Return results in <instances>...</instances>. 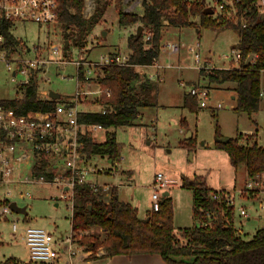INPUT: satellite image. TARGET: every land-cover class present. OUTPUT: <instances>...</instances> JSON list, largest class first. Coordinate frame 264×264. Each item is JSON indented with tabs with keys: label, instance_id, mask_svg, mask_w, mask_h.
<instances>
[{
	"label": "trees",
	"instance_id": "trees-1",
	"mask_svg": "<svg viewBox=\"0 0 264 264\" xmlns=\"http://www.w3.org/2000/svg\"><path fill=\"white\" fill-rule=\"evenodd\" d=\"M95 1V11L86 19L82 12L84 0H57V22L63 28L65 40L72 38L78 48L98 23L104 8L111 4L106 0ZM112 1L119 25L136 24V28L141 25L143 30L136 37L134 28V33L127 38L129 65L102 67L99 83L104 94L96 102L99 109L79 115V121L99 124L106 130L105 140L101 143L94 142L93 134L88 131L79 136L81 152L87 157L108 156L112 161L118 158L120 145L116 142L114 129L134 126L142 108L156 105V84L141 76L136 66L150 65L158 58L161 32L166 25L236 30L239 35L237 50L241 53L239 68L202 70L201 75L207 76L209 81L234 84L230 90L235 96L236 110L249 115L259 110L264 72V18L256 5L257 0H232V4L225 5L222 11L203 0H126L140 3L142 12L139 14L124 11L122 3L125 0ZM217 1L222 3V0ZM210 10L214 13L211 14ZM196 18L199 21L195 22ZM12 26V22L0 17V52L6 55L18 48L19 41L11 33ZM147 30L151 37L145 41ZM63 45L64 50H68L65 43ZM40 71L31 69L28 83L17 84L21 96L0 100V105L17 113H26L54 109L59 101H67L43 99L38 95ZM107 90L109 96L105 95ZM185 104L191 111L200 109L196 98L190 94L185 95ZM217 136L223 137L219 127ZM242 139L244 135L239 134L229 138L227 143L216 141L215 145L227 151L233 166H245L248 179H256L264 174V147L256 139L250 143L248 138L246 144L241 142ZM192 144L189 142V147ZM182 187L193 192V212L199 225L176 229L171 195L162 196L159 209L150 211L141 219L134 206L118 199L116 189H111L110 197L105 199L100 189L76 186L71 230L84 250L93 252L91 258L102 249L103 258L158 254L166 264H264V224L250 240H246L234 225L235 206L226 201L225 190L219 191L222 199H215L218 191L210 188L199 176H184ZM92 228L97 232H91ZM15 261L8 258L2 264Z\"/></svg>",
	"mask_w": 264,
	"mask_h": 264
},
{
	"label": "rangeland",
	"instance_id": "rangeland-1",
	"mask_svg": "<svg viewBox=\"0 0 264 264\" xmlns=\"http://www.w3.org/2000/svg\"><path fill=\"white\" fill-rule=\"evenodd\" d=\"M106 1H110L111 4L104 8L98 23L92 28L90 34L85 36L80 48L75 46L72 38L65 40L63 28L57 20L49 25H40L29 18L12 22L11 33L19 43L18 48L10 54L11 60L21 58L33 60L38 57L53 61L46 65L44 73H38L37 92L41 97H46L50 91H53L58 93L61 99L67 100L75 93L74 66L71 63L60 64L59 61H95L100 55L111 52H128L127 38L131 33H134L136 24L126 27L119 25L113 1ZM206 1L219 11L217 0ZM231 1L225 0L226 5H231ZM95 8V0H84L82 10L84 18H89ZM122 8L126 12L138 14L142 12L138 1H124ZM232 19L236 18L232 17ZM166 31L161 32L160 42L172 39L185 47L181 49L179 55L172 57L161 54L159 49L158 57L161 55V61L166 64L169 61L173 64L181 63L184 68L162 71L163 80L159 84L156 83L160 87L156 105L143 109L142 125L137 129L134 126L114 129L116 142L120 145L118 157L122 159L117 166H114V163H107L105 156L97 158L98 166H104L112 173L109 175L102 173L98 174L99 177L96 175L92 178L99 182L119 184L127 181L126 169H130L133 181H130V187H124L123 183L121 184L119 197L127 198L129 202L138 204L137 207L142 212L140 216H143L145 210L150 208L151 191L147 186L150 180L152 182L154 174L162 173L177 180V185L170 192L174 208V225L179 230L199 225V220L194 217L193 212V192L182 187V178L184 176L203 177L210 188L230 192L235 206L234 225L238 231H241L244 239L250 240L258 228L264 224V209L259 208L260 200L256 201L252 196V194L260 196L259 189L257 188L246 195L241 194L240 191L245 189L246 183L249 181L245 173V166H233L227 151L217 148L215 143L219 127L222 136L232 138L240 133L244 135L242 143L246 144L248 138L250 143L256 139L258 144L264 147V95L261 98L259 110L249 115L236 110L235 100L226 90L218 89L217 81H209L206 86L210 91L208 107L191 111L185 104V95L189 87L193 85H189V83L197 80L201 72L195 68L194 56L189 52V49L191 47L199 48L201 57L210 56L214 60L213 65L220 69L228 66L232 68L235 67L234 64H231L234 61L223 60L221 57L237 50L239 35L236 30L232 29L203 28L200 37L195 28ZM103 32L105 35H102ZM66 41L68 50H64L63 44ZM53 47H57L58 55L51 53ZM11 67L12 70L15 69V64L12 63ZM12 70L8 71L5 64L0 62V100H11L22 94L17 89V84L26 77L18 74L16 81H12ZM145 71L148 72L149 69L145 68ZM179 82H188V86L183 87ZM262 91L264 92V72H262ZM218 104H221L222 108L218 109ZM79 109L86 111L92 110V107L82 104L79 105ZM183 120L188 121L187 126L183 125ZM189 129L193 132L191 138H188L190 136ZM102 138L103 134L100 133L97 140H102ZM189 142L193 143L192 147H189ZM33 190L34 198L32 200H21L18 197L10 199V201H16L19 207L27 206V216L13 215L19 219L18 233L15 236L11 230L10 218H8L9 221L0 220V260L2 262L10 256H15L21 260V264H33L29 262L27 250L19 238L24 224L42 227L54 239L64 237L71 229L72 212L66 201L54 199L61 192L53 186H44ZM131 190L135 193L134 199H131ZM256 190L258 191L256 192ZM242 208L246 209L250 219L241 215ZM90 231L97 232L95 228ZM79 246L81 250L85 249L84 246L80 244ZM100 250L102 249L98 251ZM92 253L91 251L90 254Z\"/></svg>",
	"mask_w": 264,
	"mask_h": 264
},
{
	"label": "built area",
	"instance_id": "built-area-1",
	"mask_svg": "<svg viewBox=\"0 0 264 264\" xmlns=\"http://www.w3.org/2000/svg\"><path fill=\"white\" fill-rule=\"evenodd\" d=\"M226 4L225 0H222V3L218 5L219 10L222 11ZM256 5L264 13V0H257ZM0 17L10 22L29 18L40 25H49L57 20V0H0ZM150 37L151 32L147 30L144 36L145 41H148ZM183 47L185 45L172 39L160 42V51L166 52L168 57L179 55ZM189 51L194 56L195 68L200 72L220 69L213 64H205L199 48L191 47ZM51 53L58 55L57 47H53ZM10 54L6 55L1 51L0 62L5 64L8 71L12 70L11 64H15V69L12 70V81H16L18 74L26 77L18 84L28 83L31 69H40V72L44 73L46 65L53 62L38 57L33 60L24 58L11 60ZM221 58L233 60L231 64L237 68L240 66L241 53L238 50L224 54ZM128 60V53L112 52L100 55L95 61H59L60 64L71 63L75 69L76 91L71 99L59 101L54 109L31 110L26 113H17L0 105V220L10 218L13 231L17 230L19 219L13 216L17 213L11 209L10 204L15 203L17 207L19 206L16 201H10V199L18 197L21 200H32L34 188L56 187L61 193L54 198L66 201L72 212V218L76 186H87L92 190L100 189L102 192L121 187V184L111 185L92 179V176L107 173L109 170L104 166H98L97 156L87 157L81 152L82 142L79 136L87 131L92 133L102 127L99 124H86L79 121V115L86 113L79 109V105L87 99L99 100L104 94L99 83L102 67L129 65ZM229 67L231 66L225 69H231ZM136 68L141 69L138 71L141 76L153 83H158L162 80L163 70L176 68V66L171 63L162 65L155 59L150 65H138ZM145 68L149 71L144 72ZM80 74L83 77H80ZM181 85L188 86L186 82H181ZM188 91L196 98L200 108L208 107L210 91L206 86L193 84ZM105 95L109 96L110 91H105ZM260 95L261 97L264 95L262 90ZM217 108H222L221 104H218ZM121 159L120 157L116 160V166ZM263 176L261 174L256 179H249L245 186L246 190L240 191L241 194H248L250 190L258 188L264 197ZM176 185L177 180L165 174L156 173L150 185V210L157 211L162 193L170 192ZM225 194L226 201L233 204L234 200L230 192L226 191ZM214 198L222 199V194L218 191ZM23 207L26 209L27 206ZM260 207L264 208V200L260 202ZM241 215L249 216L245 208L241 209ZM22 239L27 247L29 260L34 263L59 264L65 261L63 263L72 264L77 257L89 252L79 248L77 238L71 229L64 237L54 239L44 228L27 225L23 228Z\"/></svg>",
	"mask_w": 264,
	"mask_h": 264
},
{
	"label": "crops",
	"instance_id": "crops-1",
	"mask_svg": "<svg viewBox=\"0 0 264 264\" xmlns=\"http://www.w3.org/2000/svg\"><path fill=\"white\" fill-rule=\"evenodd\" d=\"M126 1V0H125ZM203 1H205L206 3H207V1L206 0H203ZM207 4H209V5H211L212 7H215L214 5H212V4H210V3H207ZM197 20H198V18H196L194 21L195 22H197ZM169 25H166V28H165V31L166 30H168V31H170V29L171 30H176V29H178V30H182V29H187V28H190V29H193V28H195L196 29V32H197V34L199 35V37L201 36V32H202V29L203 28H197V27H181V28H178V27H172V26H170V27H168ZM168 31H166V32H168ZM165 32V33H166ZM190 52V51H189ZM112 53V52H111ZM161 54H165V55H167V53L165 52V53H161ZM168 56V55H167ZM161 55L157 58V61H158V63H165V62H162L161 61ZM203 59V62L205 63V64H214V60H212L211 59V57L210 56H208V55H204V58H202ZM167 63H170V61L169 62H167ZM171 64H173L172 62H171ZM162 65H166V63L165 64H162ZM173 65H175L176 66V68H174V69H178V70H182L183 68H184V65H181V63H175V64H173ZM218 68H220V67H218ZM171 69H173V68H171ZM221 69H225V68H221ZM137 70L138 71H140L141 69H139V68H137ZM148 70V69H147ZM101 75V74H100ZM163 80V79H162ZM161 80V81H162ZM160 81V82H161ZM180 81V80H179ZM203 81H205L204 83H203ZM160 82H158V84L160 83ZM179 83H181V82H179ZM186 83H188V82H186ZM195 83H198V84H202V85H205V86H207V83H209V80L207 79V78H205L204 76H202L200 73H199V77L197 78V80H195V81H193V82H190L189 83V85L190 84H195ZM210 83H213V82H210ZM156 84V83H155ZM213 84H215V83H213ZM156 86H157V93H156V97H157V95H158V93H159V91H160V87L156 84ZM216 86V85H215ZM234 86V84H232V83H229V82H226V83H221V82H218V89H223V90H226L227 92H229L230 94H231V96H232V99L234 100L235 99V96L233 95V93H232V91L230 90L232 87ZM186 94H189V91L186 93ZM39 95V94H38ZM40 96V95H39ZM41 97V96H40ZM73 97V96H72ZM71 97V98H72ZM41 98H49V94H48V96H46V97H41ZM70 98V99H71ZM61 99V97H60V95H59V99H57V100H60ZM69 100V99H68ZM98 100L97 99H87V100H85V101H83V105H88V106H90V107H92V110H90V109H88V110H86L85 112H92V111H95V110H98L99 109V107H100V105H98V104H96V102H97ZM81 104V105H82ZM143 109L144 108H142L141 110H140V116H139V118H138V120L136 121V124L134 125V127L137 129V127L138 126H140V125H142V118H143ZM84 112V111H83ZM183 125H188V121H186V120H183ZM190 130V129H189ZM100 133H102L103 134V138H102V140H97L98 138H99V135H100ZM105 133H106V130L105 129H98V130H95V131H93L92 132V134H93V138H94V142H96V143H101V142H103L104 140H105ZM190 136L188 137V138H191L192 136H193V132L190 130ZM241 133H243V132H241ZM240 133H237V135H239ZM248 134V133H247ZM249 135V134H248ZM256 135H257V133H256ZM224 136V135H223ZM225 137V136H224ZM236 137V136H235ZM257 138H258V135L256 136ZM230 138V137H229ZM216 139H218V137L216 138ZM257 141V140H256ZM257 143H258V141H257ZM102 158V157H104V156H97L96 157V159L97 158ZM105 157H107V163L109 164H113L114 163V166H116V160H119V158L120 157H118V158H116L115 160H110V159H108V156H105ZM127 171H126V174H127V181L126 182H122V183H119V184H122V186H127V187H130V185H131V182L130 181H133L132 180V176L133 175H131L132 174V171L130 170V169H126ZM246 170V169H245ZM108 174L107 175H109L110 173H112L110 170L107 172ZM245 173H246V171H245ZM264 175V174H263ZM98 177H99V175H97ZM154 176H155V174H154ZM154 176H153V178H152V181H153V179H154ZM264 177V176H263ZM93 179V178H92ZM96 181L97 182H99L97 179H96ZM151 181V180H150ZM149 181V185L147 186V188L148 189H150V185H151V183L152 182H150ZM100 183H106V182H100ZM107 184H110V183H107ZM111 185H113V184H111ZM40 188V187H39ZM264 188V187H263ZM117 190V193H118V199L119 200H121V201H124V202H128V203H130L132 206H134L136 209H137V214H138V217L139 218H145V217H147V215H148V213H149V211H150V208H148V209H146L145 210V212H144V215L143 216H140V214L142 213L141 211H140V208H138L137 207V205L136 204H134V203H131V202H129L128 200H127V198H120L119 197V189H116ZM134 190V189H133ZM150 191H151V189H150ZM220 191V190H219ZM259 191H260V189H259ZM169 195H171L172 196V194H171V192H170V194ZM103 196H104V198L105 199H108L109 197H110V191H108V192H103ZM130 196H131V199H134L135 198V193H133L132 192V190L130 191ZM261 196V197H260ZM260 196H258V197H254L255 198V200L256 201H259L260 200V202L261 201H263L264 200V197H263V193L261 194L260 193ZM194 197V196H193ZM55 200H60V199H58V198H54ZM150 200H151V195H150ZM131 201V200H130ZM133 202V201H132ZM259 202V203H260ZM151 204V203H150ZM56 205H58V203H56ZM141 205V204H140ZM259 208L260 209H264V208H261L260 207V204H259ZM26 210V209H25ZM259 210V209H258ZM258 213H259V211H258ZM24 216H27V211H26V215H24ZM249 218V217H248ZM250 219V218H249ZM5 220H7V221H9V219H5ZM10 222H11V220H10ZM27 225H29V224H24L23 225V227L21 228V234H20V236H19V238H20V240L22 241V243L24 244V246H25V248H26V250H27V247H26V245H25V243H24V241H23V239H22V234H23V228L25 227V226H27ZM70 225H71V223H70ZM260 228V227H259ZM258 228V229H259ZM11 230H12V222H11ZM13 231V230H12ZM18 233V224H17V230L16 231H13V235L15 236L16 234ZM240 233H241V231H240ZM103 254H104V251L103 250H100V251H98L96 254H95V256H94V258H91L90 257V251L89 252H85V254H83V256H79V257H77L75 260H74V262L72 263V264H166V262L165 261H163V259L161 258V256L160 255H158V254H133V255H113V256H110V257H106V258H103ZM27 257H28V251H27ZM9 258H13V259H15L16 261L13 263V264H21V260L19 259V258H16L15 256H10ZM29 259V258H28ZM4 262V261H3ZM2 262V260H0V264H2L3 263ZM29 262L30 263H33L34 264V262H31L30 260H29ZM63 262H65V261H62L61 263H59V264H65V263H63ZM38 264H41V263H38Z\"/></svg>",
	"mask_w": 264,
	"mask_h": 264
},
{
	"label": "water",
	"instance_id": "water-1",
	"mask_svg": "<svg viewBox=\"0 0 264 264\" xmlns=\"http://www.w3.org/2000/svg\"><path fill=\"white\" fill-rule=\"evenodd\" d=\"M210 13L213 14L214 11L210 10ZM262 18H264V13L262 14ZM142 30H143V27L141 25L137 26V28H136V37L140 36ZM102 35H105V33L103 32ZM65 46H67V41L65 42ZM49 98L57 100V99H59V94L56 93V92L50 91L49 92ZM216 141H219V142H222V143H227L229 141V137H221V138L216 139ZM169 194H170V192L166 191V192L162 193V196H166V195H169ZM10 207L15 213L21 214V215H26L25 207H17L15 205V203H11Z\"/></svg>",
	"mask_w": 264,
	"mask_h": 264
}]
</instances>
